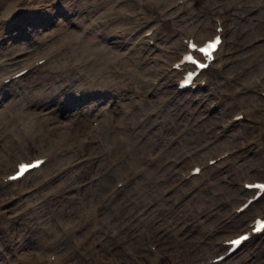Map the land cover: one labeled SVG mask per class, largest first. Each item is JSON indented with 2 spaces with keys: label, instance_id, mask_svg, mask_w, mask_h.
I'll return each instance as SVG.
<instances>
[{
  "label": "rangeland",
  "instance_id": "obj_1",
  "mask_svg": "<svg viewBox=\"0 0 264 264\" xmlns=\"http://www.w3.org/2000/svg\"><path fill=\"white\" fill-rule=\"evenodd\" d=\"M84 1L85 0H82L83 3ZM102 1L103 0H97V5ZM153 1L154 2L152 4V7L146 13V15L154 16L160 14L161 17L169 20V27L165 28L162 38L159 41L169 38L171 35V31L176 30L179 27H185L187 29L189 28L188 24L183 23L190 22L195 15L193 9L190 8V0H187L188 8L184 10L178 18L172 16L173 9L168 7L169 4L175 0ZM238 1L239 0H227L220 3V5H222L224 8L225 6L232 5V2L237 3ZM242 1L246 3L245 5H253V8H245L242 6V3L238 5L236 4V7L240 9L236 11H232L233 9H229L227 10L228 15H225L226 27L228 28L230 25L234 26L231 32L227 31L225 33V47L228 46L230 48H240V55H238L239 58L234 65L239 67L243 64L244 66V70L241 73H238L236 77L237 83L228 82L225 78L226 75L230 74L231 72H235V69L237 68L236 66L224 68V71L214 72L212 75L210 73H207L208 75L204 77V79H206L207 81V85L203 87V90L196 91L197 93L195 92V94H174L173 92L157 94L156 92L154 98L152 99L151 97L143 98V100L132 98L126 103H120L122 107H130L132 109L130 118L121 119L118 115L105 116L102 120H98V122L94 126V129L92 130V134H90L89 132H84V135H87L86 137L88 139L96 138V136L103 137L104 130L107 127H112V125L117 126L115 123L119 122L120 119V121L123 123L122 128L125 130V132H116L115 136L119 138L121 137V144L120 146H118V153L127 157V160H124L122 162L121 167L125 170L131 169L138 172L140 180L143 181L139 183L136 180L135 184L131 186V189L135 192V195H137L140 190L151 180H153V182L157 181L158 177L164 172V168L166 166L165 163L168 160L182 159L187 151H193L194 149L202 145L206 140H213V136L215 135L219 136L218 133L220 126L229 121L231 115L238 111L240 106L245 109L246 104H248L249 106V109L247 111L251 112L245 115V119L237 120V125L227 128V132L225 131V134H228L232 129L233 131H237L239 134V137L236 138L237 141L235 140V144H222L219 146V149L222 151L228 150V152L235 149H238L239 151H243L245 149L247 150L248 158L254 160L256 157H261V159L264 158V96L252 91H245L242 97V93L237 92L242 84L244 87L248 85L253 86L255 84V81L260 76H262V74H264V10L259 14L257 12L260 6L264 4V0ZM168 2L170 3L167 4ZM5 4V1L2 2L0 0L1 10L4 8ZM213 6L214 5L210 2L207 7L209 10L211 8V10L213 11ZM229 7L231 8V6ZM77 8L78 10L80 9L79 6ZM49 14L50 13H46L44 16H49ZM55 14L56 13L51 14V20L54 19L53 15ZM42 15L43 14L38 13L35 16L27 18L25 27L18 30L17 38H14V33H10V36L5 39L3 46L0 47V54L2 53V50L5 51L9 49L11 43L26 41V33H29L31 28H33L34 30L41 29V25L44 22L40 20V18L42 19ZM57 16L58 14H56L55 18ZM229 16L233 18L230 19ZM242 16L244 18H242ZM110 17L111 18L108 23L114 25L113 28H120L122 26L118 24L121 19L117 17L115 11L111 13ZM77 19L81 20L82 22H88L87 16H85V14L78 17ZM131 19L134 21H138V19L134 17H132ZM8 25V21H6L5 24L0 23V33L3 32V30H5L4 28ZM27 25H30L29 29L27 28ZM234 39L235 41L232 44V40ZM62 42L63 41L60 38L53 37L48 41L46 45L56 46V50H59V48H61L62 46ZM144 51V47H140V54L138 59L136 60V63L134 64V67L132 65V63H134V59L132 57L127 59L129 68L133 67V69L129 70V73L127 75L138 73L143 75L144 77H148L156 74V71L158 70L160 65L155 64L150 60H145ZM231 56L233 57V54ZM119 65H122L125 68L124 59L120 60ZM38 75H40L41 77L44 76L42 74ZM34 77L38 79V76L34 75ZM32 79L33 76L26 79L25 82ZM65 80L66 79L64 75V82ZM132 82V80L125 81L126 85L124 87L123 85L118 84L117 87L113 89V94L117 95L120 92L126 90H140L142 92L150 88L148 84L142 81L140 82V84H138V87L131 85ZM171 82L172 80L170 78L164 77L159 81L155 89L163 87V90L170 91L166 87V85H170ZM33 84L35 83H28L25 85V87L30 88V86ZM60 85L61 82L58 79V84H56L53 90L49 91L48 94H55L58 100H63L66 98V94L70 93L67 90L58 89ZM17 86L18 87H15L13 85V87L8 90L10 92H15L16 88H19L21 90L23 89V84ZM220 90L228 93H234V91L236 90V93L232 94V98L226 96L221 98L215 97V95L218 94ZM255 90L259 92V90ZM262 90L264 91V88ZM9 91H3L0 98V103L3 100V96L5 94H9ZM44 93L45 91L40 92V94ZM209 95H211L210 99L207 98ZM26 98H29V94L26 95ZM95 98L96 95L89 96V103H87L84 108L86 109V107L90 106ZM15 104L19 103L16 101ZM210 105H214V107L209 108ZM13 110L15 109H12L10 111L5 110L3 112L7 114L4 116L0 115V159L1 157H7L9 161L12 160L16 156V154L14 153L15 149L22 150L24 152V158L26 157V154H35L40 150V147L37 145L38 141L41 138H46V141H49L52 144L59 145L60 151L55 155V158H52L44 166L41 172L42 175H51L59 166L66 164L67 161L82 158V155L86 157V161L80 168V170L61 174L52 179L54 181L47 184L42 189V192L62 191L65 183L79 179V177H77L78 171H81L86 178L90 176V173L92 172L91 157L95 152H97L99 147L91 143L82 151L80 149L81 136L78 134L71 138H67L65 136V128L60 122H55L52 127H47L44 125V123L37 119L34 113L32 115L26 116H23L22 114V117L16 120V117H13L10 113ZM181 111H183V113L180 114ZM148 112H152V114L144 118L146 113ZM202 118L203 122H201ZM206 118H212V121H207ZM187 119H189V123H187ZM21 120H26L27 125H23L21 123ZM199 154L202 155V152H199ZM184 160L180 163L181 165L177 169L178 174H181L183 170L185 171L187 168V162H185ZM234 160L235 158L230 157L227 163V169H236V171H238L239 173V177H245V172H240L241 170H244V167H238V164L234 165ZM180 168L182 169V171L179 170ZM204 174L205 179L203 181H200L201 185L199 187V191L208 194L211 190L213 198L221 197V195L218 193L215 195V191L212 190V188L214 187L213 184H207L209 182L210 176H212L213 174H211L209 170L205 171ZM255 178L264 179V171L259 170V173ZM109 181H113L112 176H110ZM233 183L237 185L235 181H233ZM184 186H190V182H187ZM161 187V185L156 186L155 191L148 193L143 197H139L137 200L141 204L146 202L147 200H149V197H153L151 196L152 194L159 193ZM106 189L107 187L100 188V193L104 192ZM6 195L7 194L0 196V204L2 203ZM99 197L100 195L92 199L93 201H97ZM33 201V199H30L27 203H24L20 206L24 211L22 212L21 217L18 218L20 220L16 223L18 228L23 233L22 238L26 239H28L29 236H32L34 231L39 228H42L44 230L47 229L44 228V225L47 224L46 220H44L43 218L41 220L36 218V211L32 210V207L30 206ZM160 201L169 204L166 205V207H168L167 210H164L162 207H160L159 200H155L150 206L148 212L141 215L138 219L133 220L130 226L132 227L134 225H140L145 231H149L153 228L152 226L161 224L163 223V221H165L160 226L169 228L170 226H168V223H171V220L167 219L164 214L167 213L169 215L178 209V213L180 214L179 220H182L183 222L185 221V223H187L189 226H191L192 224L199 226L205 224L200 220H205L206 214L208 215V219L217 216L208 213L210 209H212L213 212L223 208L225 209L226 214H229L230 207L233 206H231V204H227L225 207L221 205L217 207L215 206L214 208L213 204H211V198L199 195L191 196L189 200L190 202L187 206L186 202L183 204L184 200H182L178 204H174V206H171L173 199H170L169 201L160 199ZM64 204H70L68 198H53L50 200H45L43 202L42 209L39 208L38 210H40L41 212H55V208L60 206L64 207ZM198 205L201 206L199 209H197ZM184 206H186V208L184 212H181L180 210ZM260 207H263V205L256 207L254 209V214L247 216L245 218V222H248L256 214H262L264 216V212H262V208ZM64 208H66V206ZM135 208L136 207H134L133 209ZM105 209H107V207H105ZM248 209H250V207H248ZM110 210L111 209H109V211ZM257 210L258 213L256 212ZM154 211H157L161 214L158 216V221L156 222L153 220ZM133 215L134 213L132 214V216ZM220 219L221 217L218 215L217 219H214L211 227H209V224H207V222H209V220H207L206 227L201 231L196 239H193V242H190L188 244V247L186 248H184L182 243L176 240L173 235L174 238H167L169 244L165 246V250L158 252L152 250L153 247H150V243L154 244L156 238L148 241V237L145 236V234H142L141 247L137 246V249H134V254L132 255H125L122 251L120 264L204 263L205 258L211 256L213 252L214 254H217L225 249V246L221 247V239H218L216 237L218 231L223 229L221 228V224L219 223ZM173 220H176V218ZM61 221V218H57L56 222L59 224ZM98 224H102V222H98ZM229 224H232V222H230ZM131 227H129V229ZM52 228L54 230H57L55 227V223L52 224ZM210 228L211 230H213V235L211 237L212 241L214 242L213 244L208 243L209 236L207 234ZM129 229L126 228L127 233ZM9 230L10 223L7 221V216L0 211V258L4 255V253L10 254V257L12 259L14 258V246H16L17 243L13 244V241L9 234ZM236 230L240 231L241 229ZM237 231L234 232L236 233ZM195 234L196 233H194L193 235ZM72 239V237L69 238L68 242H71ZM205 245L208 251H206L207 249H205ZM39 246L40 243L36 246V248ZM212 247H215V249H213ZM245 249L247 250V252L245 253V251H242L244 253V255L241 256L242 259L245 258V256H247L248 252H251V250H254L255 252H264V243H259L257 246L248 244L246 245ZM76 252L82 253L81 247L80 249H76ZM118 254H120V252ZM93 256H95V254H93ZM237 256L240 257V254H237L233 259H231L230 263L239 264ZM154 259L156 260L153 262ZM88 263H90V261L81 259L80 264ZM99 263L104 264L102 261ZM40 264L47 263L43 261Z\"/></svg>",
  "mask_w": 264,
  "mask_h": 264
},
{
  "label": "bare ground",
  "instance_id": "obj_2",
  "mask_svg": "<svg viewBox=\"0 0 264 264\" xmlns=\"http://www.w3.org/2000/svg\"><path fill=\"white\" fill-rule=\"evenodd\" d=\"M1 1H5L7 4L10 2V0H1ZM44 1H45V7L48 8L47 10L50 11L51 13L60 14L59 17L54 21L52 20L51 22L44 21L43 24L41 25L42 26L41 30L39 32H33L31 34V36H29V38H28L29 41L27 40L25 47H24V44H17V45L12 44L11 47H13V48L18 47L16 49L17 50L22 49V51L16 52L12 56H10L6 60L5 63H3L8 68V70L6 69L5 72L6 71H8V72L2 77V79L10 78L13 74H15L19 70H21L25 67H28V66H31L34 71H36L40 68H43L44 64L37 67V69L36 68L34 69V66H33V62L35 60L45 56V55L44 56H41V55L34 56L35 55L34 51L40 50L41 46L43 45V43L38 41V39L43 40V39H45L46 36H49L50 33L54 32V31H58V30L63 29V28H65V29L73 28L76 25L75 19L81 15L79 11L75 12V11L66 10L68 8L65 7V5L62 3L61 0H44ZM124 1L125 0H119V3L122 4V3H124ZM139 1L140 0H133V2H137V3H139ZM240 2H242V1H240ZM82 4H83V6H82ZM175 4L179 5L180 8H183V6L181 4H178V2ZM7 6H9V4ZM78 6L80 8L81 13H85V16H87V18L93 14L92 12H97L99 9H103L104 7H107L103 1L97 5V0H85L84 3L81 0V2H79ZM139 7H142V0L139 4ZM246 7L247 6L245 5V8ZM263 7H264V4H262L260 6V8L257 10L258 14L260 12L261 13L263 12V10H264ZM250 8H253V5H251ZM76 9H78V8H76ZM199 11L202 12L203 14L206 12L205 9H201V8L199 9ZM15 12H16V9H12L9 12V17L11 15L15 14ZM5 15L6 14H3V17ZM251 18H252V16H251ZM216 19H218V18L216 17L214 19L213 34L215 33V27L217 26ZM194 20H195V22L193 23V25H195V28L193 29V31L188 32L184 37L185 38L195 37L197 39V42L198 41H204L206 36H207L208 21L206 18H203L201 20L199 18H195ZM146 31H148V29H146L144 32H146ZM178 34H180V32H178ZM184 37H182V38H184ZM149 38H151V36ZM3 39H4V37H3ZM22 43H25V42H22ZM111 45L113 47H118V44L115 42L112 43ZM172 47H173V45L170 47V50L168 51V53H166V49H163V48L160 49V53L165 55V58L167 57L168 59L172 60V59H174V54L176 52V48L173 47V49H171ZM219 49H220V46L218 47L216 52H218ZM151 50H153V47H151ZM182 50H183V46H181L179 48V50L177 51V55H179V57L181 56V54L183 52ZM11 51H12V53L14 52V50H12V49H11ZM105 51L108 54L111 53L110 47L106 46ZM3 55H9V54H8V52L5 51ZM31 56H32V59H31ZM179 57H178V59H179ZM174 61L175 60H172L171 64ZM211 64L206 68V70H209V68L211 67ZM168 73H172V71L169 69ZM10 81H12V80H10ZM30 82H32V81H30ZM262 83H264V75L262 76ZM42 87H43V81H42V77H41V78H38V80L35 83V86L29 88V98H27V101L24 99V96L20 97L19 95H18V99L20 102L19 104H15L16 101H14V99L12 101H9V99H5L3 106H0V115H2V116L6 115L7 113L5 114L3 112L5 110L10 111L12 109H15V110L11 111L10 113L13 117H16L15 118L16 120H18L20 117H22V114H24V113H26L27 115H32L34 113L35 116L37 117V119L39 121H41L42 123H44V125L47 127H52L54 125V123L56 122V119L61 118V120H62L61 122L63 125H66V124H64L66 122L72 121L71 125L73 127H75L76 130H78L79 128L84 127L81 125L83 123H85L86 121H90L92 119L99 120V118H101V116L104 112L103 108H106V109L109 108L108 111H106V113H105L106 116H111V115L117 116L118 115L121 119H125L126 116L128 115V112H129V110H125V111H121V112H118V110L117 111L112 110V109L117 108V101H118V104L120 105V103L123 102V100H120V102H119V100H117V98H116V100L113 99V94H110L107 92L104 93V94H107L106 99H103L104 94L100 95V97L98 96L97 100L92 105H90L88 107L90 109H83L82 106L79 107V103H78L79 101L72 102L70 100H67L65 103H63L62 101L57 100L55 97L50 96L48 94V92H45L44 94H39L37 96L38 97L37 100L32 99L31 97L35 93H40L42 91ZM50 91H52V89H50ZM161 93L164 94L166 92H161ZM90 94H96V93H95V91H92ZM127 94H129V95H134V94L138 95L139 94L142 98L147 97V96H145L146 95L145 92L140 93L139 90L134 91V92H129ZM127 94H126V96H127ZM153 94L149 93L147 95L152 96ZM87 95L83 98H86ZM40 98H43V99H40ZM80 100L82 102H85L84 99H82V98H80ZM14 105H16V106H14ZM12 107H14V108H12ZM241 113H243L245 115V112L242 110L236 111L235 113H233L232 118L235 115L241 114ZM82 116L84 117V121H83ZM206 120L212 121V118H206ZM21 123L23 125H27L26 120H21ZM233 123H234L233 120H231L229 122L230 125H235ZM121 125H123V123L120 121V124L118 127L121 128ZM232 131H233V129L228 134L226 133L225 135H222L223 137L214 138L213 140L208 141L209 145L204 151H202V154L206 153V151L210 148V145L216 146V145H222V144H235L234 142H235L236 138L239 137L238 136L239 134L237 131H233V132ZM205 142H207V141H205ZM47 144L48 143L46 141V138H41L38 141V146H40V147L41 146L46 147ZM20 151H21L20 149H15L14 153L18 155V154H20ZM236 151L237 150H233V151L229 152V154L233 158H235L234 165L238 164V167H244V170H241L240 172H242V173L245 172V177H251V179L239 177V173H238V171H236V169H234V170L227 169V168H225V164H223L221 166L222 171L220 172L219 170H217L218 173L215 175L214 178H212V180L214 182L213 188H215V190L221 189L224 191V194H225L224 197L214 199L213 203H214V201L225 200L226 202L228 201V203L230 202L232 205L235 204L231 207L233 209L237 208L243 201L246 200L247 197L253 195V191H248V190H245L243 188V183L244 182L252 183L254 181H260L256 178H252V177H256L258 175L259 169L261 167L264 168V158L261 159L260 157H256L254 160V159L247 157V150H243V151L241 150L238 153H236ZM111 153L114 155L115 151L112 149ZM222 154H224V153L221 152V153H215V154H211V155L208 154V157H206L204 160H200V159H197V161L192 160L191 166L187 169V171L184 174H181L179 176L177 183L180 184V183H183L185 181L192 179L193 176L192 177L188 176V171L193 166H199L202 163H204L205 161H207L208 159L213 158V156L215 157V156H219ZM44 155L45 154L37 155L31 159H35L37 157H43ZM49 155H51V154H49ZM189 157L193 158L196 156L190 154ZM226 157L227 156H223L217 163H215L211 167L215 166L217 168H220V165H219L220 162L222 160H224ZM104 158H105V155H103L102 158L95 160V163L91 162V164L93 166V168H92L93 173H92V175L89 176V178H88L89 181L86 182V183H89L90 185L87 186L86 188H83L82 192H86L90 188H92L93 190H96V187H98L100 184H102L107 179V174L109 172H106L104 170L105 164L102 166V160H104ZM83 159H85V158L83 157ZM17 160L18 161L13 164L14 169H15V166L18 162L23 161V160H19V159H17ZM29 160H27V161H29ZM177 163H178V161H173L172 164H170L164 168L163 173H166L167 170H170L171 172H173L175 170V167H177V166H175ZM41 167H42V165L36 169H32V170L28 171L30 173L28 174V176H26V178L22 179L21 182L25 183V184H29L31 186V185H34V184L40 182V181H43L45 178H42V177L29 180V177L31 175H34L36 172H38L41 169ZM77 168H79V165L76 167V169ZM14 169L12 171H10L9 173H7V175L12 174L14 172ZM233 171H234V173H233ZM28 172H26L25 175ZM92 177H96V178L94 179ZM20 179H17V180L12 181V182H18V181H20ZM176 180H177V177H175L174 179H171L170 181L175 182ZM233 181H235V183L237 185H235L233 183ZM0 182L2 183V178H0ZM187 189L184 190L185 193H186ZM197 190H198L197 187L193 186L189 189V192L192 193V195H193L195 192H197ZM114 192H116V190ZM24 194H25V192L22 189H19L17 196H15L16 198H12L3 204V210L7 213H9V212L11 213L12 211H14V206L16 203L15 199L22 198V196ZM199 196H207V193H199ZM162 197L164 200H167L170 196L166 197L164 194H162ZM243 197H244L243 201L239 202L238 200L243 198ZM190 198H188L186 200V206L189 204ZM68 199L70 201V204H69L70 207L67 209L63 208L62 211L55 212L54 216H58L59 218H61L63 220H68L69 218L75 216V215L72 216V214H76L79 211V210H76V209H79V201H77L75 203V201L72 197H69ZM176 199H179V201H180V197L178 194H176ZM161 204H163L162 208L164 210L168 209V207H166L165 203L161 202ZM115 205L119 206V203L115 202ZM260 205H263V207H260V208H264V194L261 195V197H259L257 200L252 202V206L254 207V209ZM64 206H65V204H64ZM186 206L181 208L180 211L184 212ZM148 208L149 207H147L145 205V209H148ZM130 209H131V206L126 208L125 213L128 212ZM254 209L252 211L245 209L240 213H236L234 211L235 212L234 215H235V217H237L236 218L237 221L232 225L228 224V226H229L228 228H234L237 225L238 226L242 225L243 224V222H242L243 216L245 217V216L252 215ZM178 211H179V209L174 211L173 213H171L169 215L167 213L164 214V216L167 219L171 220V223H168V226H170L169 228L164 227V226H160L165 221H163V223H161V224H157L155 226H152L153 228L149 231H145L140 225L134 226L129 233L125 234V236L123 238L124 239L123 245L124 246L127 245L131 248H135L139 244H141L142 234H145V236H147V237L156 238L158 242L162 243L161 247H165L166 245L169 244L168 243L169 241H167V238H169V237L174 238L175 237L176 240L181 242L183 247L186 248V247H188V244L190 242H193V239H196L199 236V234L201 233V231L206 227V221L207 220H209V222H207V224H209V227H211L212 223L214 222V219H217L218 215L223 216L225 214L224 209H219L218 211H213L211 213L212 215H217V216H214V217L208 219V215H206L205 220L204 219L200 220L201 222H204L205 224L199 225V226L192 224L191 226H189L188 224L185 223V221L183 222L182 220H179L180 214L178 213ZM159 215H161V214L158 213L157 211L153 212V216H154L153 220L155 222L158 221L157 218ZM256 216H258V215H255L254 217H256ZM175 218H176V220H173ZM184 224H186V226L184 229H182V226ZM225 228L226 227H224V229L219 230L218 234L216 235V237L218 239H221V242H220L221 244L224 240H228L229 238H231V236H233V235H230L227 237L226 232H225ZM49 232H51L50 229H49ZM224 232H225V234H224ZM194 233H196V234L193 235ZM85 235H86L85 232L80 233L78 235V241H84ZM173 235H174V237H173ZM224 235H225V237H223ZM19 236H20V234H17V237H19ZM48 237H49V234L44 233L41 228L35 230L31 239L28 242H26L25 244H23V243L16 244V246H14L15 252H17L16 256H22L23 261L19 262V261H17V259H12V260L7 261V263L8 264H25L26 262H30L32 259L27 257L29 255V253L32 251L37 252L38 251L37 249L39 247L36 249V246L39 243L42 244ZM139 240H140V242H139ZM208 241H212V238L209 237ZM93 243H94V245H93ZM75 244L77 245L78 242L75 241ZM57 246L63 248V250L61 252L66 253L68 255L67 264H80L81 260H80L79 256L76 253H74L73 251L68 252L70 245L64 246L63 244H57ZM83 248L84 249L90 248V249H98L99 250L98 252L100 254L96 257H93V254L91 252H89V257H87V259L90 260V264H92L93 261H95V260L100 261L104 257L103 254H107V253L110 254V253H112V251H116L117 249H120V248H118V245H116L114 243H110V241L102 235H99L96 238H92V239L85 241ZM224 251H222L220 253H223ZM42 253H43L42 251L38 252V254L35 256L36 261H38V256L42 255ZM220 253H218V254H220ZM218 254L211 255L210 257L206 258L204 264H208L207 260L210 258L212 259L213 257L217 256ZM232 254L233 253H231L228 256H231ZM227 257H225L222 260H220L216 263H213V264H222V263L227 264L228 263V261H226ZM40 259H42L41 257L39 258V261H43ZM2 261H0V264H3ZM199 264H203V263L200 262Z\"/></svg>",
  "mask_w": 264,
  "mask_h": 264
},
{
  "label": "snow or ice",
  "instance_id": "obj_3",
  "mask_svg": "<svg viewBox=\"0 0 264 264\" xmlns=\"http://www.w3.org/2000/svg\"><path fill=\"white\" fill-rule=\"evenodd\" d=\"M219 40H220V37L217 36L212 40H208L206 43L203 44V46H198L195 43H189V48H191L193 50V52L200 53L201 56H203L204 58H211L212 52L215 50V47L219 43ZM193 52H190L187 55H185V57H184L185 61L190 62L199 68H204L206 65L204 63H202L200 59H197V57L193 54ZM40 163H41V161H36L34 163H27V164L20 163L18 165V171L16 172V174L14 176L9 177V179H16V178L22 176L24 174V172H26L27 170L37 166ZM196 171H199V169H197ZM247 187L257 189L260 194H264V183L249 184V185H247ZM255 198L256 197L254 196V199ZM250 203H251V201H249V204ZM244 207H248V205L246 204ZM262 229H264V221L257 220L256 226L253 228V231H258V230H262ZM245 239H247L246 235L240 236L234 240L226 241V243L235 246V245L240 244L241 241H243Z\"/></svg>",
  "mask_w": 264,
  "mask_h": 264
}]
</instances>
